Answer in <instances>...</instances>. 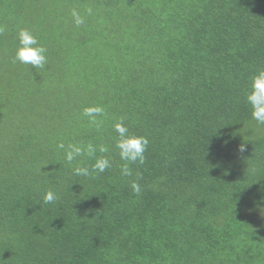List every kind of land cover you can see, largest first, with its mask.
<instances>
[{"label":"trees","instance_id":"1","mask_svg":"<svg viewBox=\"0 0 264 264\" xmlns=\"http://www.w3.org/2000/svg\"><path fill=\"white\" fill-rule=\"evenodd\" d=\"M21 28L43 69L14 62ZM0 29V264H264V125L245 102L264 0H0ZM121 117L149 140L128 177ZM61 142L103 144L112 167L75 176L94 159L69 166Z\"/></svg>","mask_w":264,"mask_h":264},{"label":"clouds","instance_id":"2","mask_svg":"<svg viewBox=\"0 0 264 264\" xmlns=\"http://www.w3.org/2000/svg\"><path fill=\"white\" fill-rule=\"evenodd\" d=\"M88 13L91 14V9H88ZM71 15L78 27L84 23V17L77 10L73 9ZM17 41L14 62L31 66L34 69H43L48 62V49L41 43L38 36L29 28H21L17 33ZM245 102L251 109L252 119L258 124L264 125V69L259 70L251 77L248 90L245 93ZM81 115L88 118L89 125L100 128L102 120L99 118L105 115V109L100 105L89 106L83 109ZM113 130L117 134L115 148L119 152L120 160L125 162L121 165V174L126 177L131 176L133 173L129 165L144 164L149 140L146 136L131 133L123 117L116 120L113 124ZM58 147L64 150V161L69 166H72L74 161H78V158L94 159V163L91 165L78 163L73 168L75 176L99 175L112 167V161L107 155L97 156V151L101 154L109 152V148L103 144L97 146L88 142L86 144L69 143L65 145L61 142ZM244 147L241 145L240 150L243 151ZM137 175L139 176V174ZM131 189L136 195L141 194V185L138 180L132 181ZM57 199L56 194L49 190L43 196V203L50 204Z\"/></svg>","mask_w":264,"mask_h":264},{"label":"rangeland","instance_id":"3","mask_svg":"<svg viewBox=\"0 0 264 264\" xmlns=\"http://www.w3.org/2000/svg\"><path fill=\"white\" fill-rule=\"evenodd\" d=\"M161 1H163V0H158V2H161Z\"/></svg>","mask_w":264,"mask_h":264}]
</instances>
